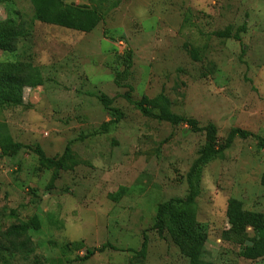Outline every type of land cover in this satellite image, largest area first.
Returning <instances> with one entry per match:
<instances>
[{"label":"rangeland","instance_id":"1","mask_svg":"<svg viewBox=\"0 0 264 264\" xmlns=\"http://www.w3.org/2000/svg\"><path fill=\"white\" fill-rule=\"evenodd\" d=\"M64 4V17L71 5L101 20L66 28L38 20L31 0H0V44L16 46L0 49V65L33 70L19 104L0 105V231L38 221L27 232L32 254L1 252L0 264H264L245 255L253 228L228 215L232 203L264 216V148L235 139L199 162L204 132L144 117L126 99L212 124L219 142L234 129L264 139V0ZM223 32L232 37L214 36ZM101 98L122 114L106 131L113 116ZM191 188L193 204L153 228L159 205ZM105 243L118 250L81 260Z\"/></svg>","mask_w":264,"mask_h":264},{"label":"trees","instance_id":"2","mask_svg":"<svg viewBox=\"0 0 264 264\" xmlns=\"http://www.w3.org/2000/svg\"><path fill=\"white\" fill-rule=\"evenodd\" d=\"M34 6L35 16L38 20L59 25L66 28L73 27L75 23V19H80L82 17L87 18L88 21L93 19L95 22L101 20V16L96 9H88L86 7H77L69 5L66 7L68 12L72 15H67L64 17L63 12L61 10L62 7L65 6L64 0H31ZM92 23V22H91ZM90 23V24H91ZM89 24V27L91 26ZM77 27L81 30H86L87 25L78 24ZM214 36L219 38H230L232 37L229 32L223 33H214ZM233 38L238 40V36L234 35ZM0 49L8 52H13L16 49L15 45H4L0 44ZM33 70L31 67L16 64H1L0 65V105L6 106H16L19 104V99L17 98V94L20 88L24 86H28L31 84V76ZM127 75L126 71H123L121 74L115 75V84L118 85V80L121 77L124 78ZM128 102L134 104L138 107L140 113L147 118L160 120L166 122L172 126H177L180 124L186 125L189 130L193 133L204 132L207 138V146L203 150L199 162H204L211 157L221 154L223 151L228 149L235 139H247L253 138L258 144L264 148V139L257 137L249 132L242 131L239 129L232 130L225 141L219 142L216 139V129L214 125L208 124L204 127H199L198 123L186 117L178 116L172 114L166 110H161L157 113H153L146 103L148 100L146 97L141 98L138 101H132L126 96ZM102 107L113 116V119L108 121L107 123L102 125V129L104 131L108 130V128L117 123L121 118L122 114L112 107L111 101L101 98L100 99ZM36 155L40 158L41 162L47 164L49 166H59L61 162V158L54 160L50 158L44 157V155L36 151ZM196 192L191 188L188 196L184 200L171 199L166 203H162L159 205L157 209L156 215V223L153 226L155 229H162V224L164 222V215L168 214L175 206L182 204L186 207H190L193 204L194 199L196 197ZM230 222L235 227H240V224L248 225L253 228L255 232V240L250 248L246 247L245 255L251 258H258L264 256V216L256 213L249 212H236L234 208H232V203L229 205L228 212ZM38 221L36 217H32L26 222H21L19 224H12L7 227L4 231H0V253L8 252L10 254H16L19 256L27 257L32 254V243L30 238L27 236V232L31 228H37ZM147 238L144 235L142 238L141 246L138 252H133L129 250V252H133L134 254H141L146 247ZM106 250L116 251L114 246L109 243H105L98 248H94L92 250H87L85 255L81 260H87L94 256L97 253H103Z\"/></svg>","mask_w":264,"mask_h":264}]
</instances>
